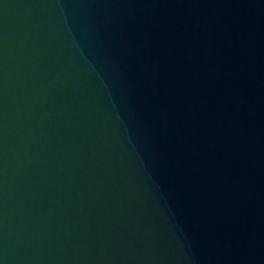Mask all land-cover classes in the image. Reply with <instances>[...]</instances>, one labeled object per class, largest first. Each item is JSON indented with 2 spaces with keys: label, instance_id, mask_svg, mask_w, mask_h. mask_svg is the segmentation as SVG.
<instances>
[{
  "label": "water",
  "instance_id": "water-1",
  "mask_svg": "<svg viewBox=\"0 0 264 264\" xmlns=\"http://www.w3.org/2000/svg\"><path fill=\"white\" fill-rule=\"evenodd\" d=\"M0 264H264V0H0Z\"/></svg>",
  "mask_w": 264,
  "mask_h": 264
}]
</instances>
